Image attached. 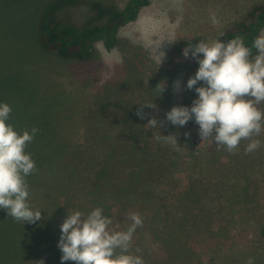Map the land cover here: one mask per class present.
<instances>
[{"label": "rangeland", "instance_id": "obj_1", "mask_svg": "<svg viewBox=\"0 0 264 264\" xmlns=\"http://www.w3.org/2000/svg\"><path fill=\"white\" fill-rule=\"evenodd\" d=\"M45 1L0 0V102L11 106L7 123L17 132L40 129L26 149L37 168L27 181L43 217L16 222L0 209V264H75L60 260V225L67 213L96 207L110 232L127 230L139 212L129 251L145 264H264V132L254 152L245 154L242 140L230 154L201 140L194 119L174 126L165 117L197 96L186 84L199 65L182 50L219 39L264 0H150L113 48L94 42L84 60L42 46L36 19ZM91 17L85 4L59 12L75 25ZM158 44L160 64L151 54ZM151 100L156 108L144 106L141 119L137 109ZM151 117L160 127L147 125ZM170 134L179 148L156 140Z\"/></svg>", "mask_w": 264, "mask_h": 264}, {"label": "clouds", "instance_id": "obj_2", "mask_svg": "<svg viewBox=\"0 0 264 264\" xmlns=\"http://www.w3.org/2000/svg\"><path fill=\"white\" fill-rule=\"evenodd\" d=\"M158 47L159 44L155 45L151 54L158 57L160 64L164 53L157 54ZM189 53L199 66L188 78L186 87L197 96L190 107H171L165 113L166 119L174 126H184L194 119L201 140L215 142L230 154H235L242 140L248 141L245 154L257 150L261 146L257 137L264 132V111L258 107L264 103V32L253 39L251 47L239 36L226 42L217 37L189 44L182 54L188 58ZM198 82H202L200 86ZM165 88L163 82L156 85L158 96ZM181 90L177 79L173 82V91ZM144 106L156 108L153 100L141 104L136 112L141 119L146 115ZM11 112L8 103L0 102V209L16 222L35 223L43 217L41 210L34 209L29 200L27 177L37 168L26 149L40 129L33 126L17 132L7 123ZM147 125L160 127V122L151 117ZM161 139L174 148L180 146L175 134L156 137L157 141ZM129 219L132 223L127 230L110 232L108 225L112 221L101 207L93 208L86 216L79 210L67 213L60 225L57 245L62 253L60 260L75 264H145L141 255L129 251L132 235L142 226L143 218L139 212H132ZM245 264H255V259L249 257Z\"/></svg>", "mask_w": 264, "mask_h": 264}, {"label": "trees", "instance_id": "obj_3", "mask_svg": "<svg viewBox=\"0 0 264 264\" xmlns=\"http://www.w3.org/2000/svg\"><path fill=\"white\" fill-rule=\"evenodd\" d=\"M150 0H127L122 7L96 0H47L37 15L36 29L42 46L55 51L65 59L84 60L93 51V43L101 41L111 49L117 41L118 30L136 19L140 9ZM85 4L92 12L91 21L75 25L70 20L60 19L59 12L70 6ZM93 22V23H92ZM264 27V2L252 6L245 19L225 29L219 39L226 42L242 37L249 47ZM253 56L256 50H252Z\"/></svg>", "mask_w": 264, "mask_h": 264}]
</instances>
